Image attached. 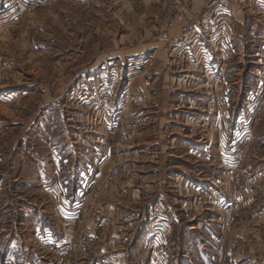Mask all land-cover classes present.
Returning <instances> with one entry per match:
<instances>
[{"label":"rangeland","instance_id":"rangeland-1","mask_svg":"<svg viewBox=\"0 0 264 264\" xmlns=\"http://www.w3.org/2000/svg\"><path fill=\"white\" fill-rule=\"evenodd\" d=\"M20 1L0 29V234L16 222L45 264H95L113 229L144 238L124 243L136 264L161 247L170 264H264V0L0 10ZM78 191L76 215L59 196Z\"/></svg>","mask_w":264,"mask_h":264},{"label":"crops","instance_id":"crops-1","mask_svg":"<svg viewBox=\"0 0 264 264\" xmlns=\"http://www.w3.org/2000/svg\"><path fill=\"white\" fill-rule=\"evenodd\" d=\"M32 90H33L32 88H29V89L27 88L26 91H32ZM17 92H21V89H19V91H17ZM45 163H47L46 160H45ZM49 168H50V165H49ZM85 168H86V170L82 173V175H81L82 177L84 176V174L86 175V173H88L90 171L92 172L91 166L87 165ZM39 169L41 170V173L45 172V166L44 165L39 166ZM50 169L53 170L52 167ZM42 176H43V174H42ZM41 178L44 179V177H41ZM39 185H40V181H39ZM56 192H58V188H56ZM80 193H81V191L74 196L75 201L72 203L70 201H68L67 195L64 194L63 196L62 195L59 196V199H60L59 204L74 205L76 215L79 214L80 209L83 208L84 204H85L84 201L78 202V199L76 198L80 195ZM65 201H67V203H65ZM6 205H7L6 202L1 204L0 205V211H2V210L4 211V208H6ZM26 208H29V207L26 206ZM13 210L14 209L10 208V211H13ZM26 210L27 209H25V212H26ZM6 211H9V210H6ZM13 212L15 213L16 209ZM103 212L106 213V215L109 212H111L108 205H106V208L103 210ZM104 213H102L101 215H104ZM113 213H110L108 215L109 217L104 215L103 218L101 219L102 220L101 223H103V221L104 222L107 221V225H108L109 221H116V220L120 219L119 216H117L116 219L113 218L112 220H109L108 218H112ZM10 214H12V213H10ZM63 219L66 220L65 218H63ZM63 219H61V220L64 221ZM59 221H60V219H59ZM10 223H11L10 229L8 231H5V232L0 234V236H5V244L0 245V264H39L37 260L42 262V264H45V260L41 259L40 255L36 254L34 250L32 251L31 247L27 246V244H23V241L25 240L24 236L22 234H20L16 229L12 228V224L16 223V222L10 221ZM42 227L45 228L44 225H42ZM39 231L40 230H38V232L36 231L37 233L32 232L33 236H36L37 234L39 235ZM117 233H118V231H116L114 229L112 231L110 230L108 232L107 238L105 239L106 243L103 244V246H102V256H100L99 258L96 259L97 262L95 264H136L137 263L136 261H133L132 259H130V253L135 249V247L134 246L130 247L129 245L125 246L124 243H126L127 241H133L136 244H138L139 242H144V240H143L144 238H142L141 236H138V237H136L137 239L134 238V240H133V238H131V234L128 231V233L125 232L123 234L124 235V241H123L124 243H121L120 238H123V236H119ZM128 236H129V239H126L125 237H128ZM162 249L163 248L161 247V249L157 248L153 251L157 254L160 253L161 257L158 260V262L148 260L147 263L148 264H155V263L156 264H170L168 261V258H166L168 254L163 256L162 251H164L165 253H166V251L164 249L163 250ZM2 253H3V255L1 256ZM171 261H172V259H170V262ZM79 264H88V263H84V261H83L82 263H79Z\"/></svg>","mask_w":264,"mask_h":264},{"label":"built area","instance_id":"built-area-1","mask_svg":"<svg viewBox=\"0 0 264 264\" xmlns=\"http://www.w3.org/2000/svg\"><path fill=\"white\" fill-rule=\"evenodd\" d=\"M25 4L26 3L24 1L15 2L10 6V8L6 10H0V29H3L4 27H6L9 21L15 18L19 14L18 12H20L21 8ZM68 225L69 223L67 222V227ZM83 235L85 237L84 239L89 243L92 242L94 239L92 234L90 233V230L88 232L83 231ZM45 245L47 249L51 250L52 252L57 254L59 257H62V249H63L62 247L65 246L64 242H61V241L53 242V240H48L45 243Z\"/></svg>","mask_w":264,"mask_h":264},{"label":"snow or ice","instance_id":"snow-or-ice-1","mask_svg":"<svg viewBox=\"0 0 264 264\" xmlns=\"http://www.w3.org/2000/svg\"><path fill=\"white\" fill-rule=\"evenodd\" d=\"M65 203H67V201H65Z\"/></svg>","mask_w":264,"mask_h":264}]
</instances>
